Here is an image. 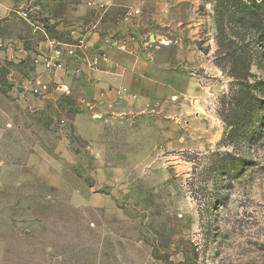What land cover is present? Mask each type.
Wrapping results in <instances>:
<instances>
[{
  "label": "rangeland",
  "instance_id": "obj_1",
  "mask_svg": "<svg viewBox=\"0 0 264 264\" xmlns=\"http://www.w3.org/2000/svg\"><path fill=\"white\" fill-rule=\"evenodd\" d=\"M14 1L27 46L33 24L74 44L83 28L66 27L92 14ZM141 9L171 93L115 115L101 155L76 132L74 94L34 93L31 60L0 48V264H264V0Z\"/></svg>",
  "mask_w": 264,
  "mask_h": 264
},
{
  "label": "crops",
  "instance_id": "obj_2",
  "mask_svg": "<svg viewBox=\"0 0 264 264\" xmlns=\"http://www.w3.org/2000/svg\"><path fill=\"white\" fill-rule=\"evenodd\" d=\"M89 2L93 5H89ZM143 4L144 0H87L82 5L92 12L88 21L81 22L80 26L69 25L66 29L83 28L81 33H74L76 41L85 40L92 48L105 49L107 60L101 62L99 72L92 73L82 53L77 58L65 55L62 59L65 70L51 72L34 63V59L52 55L58 44L67 43L52 38L40 26L33 24V33L30 29V46H27L26 38L21 37L20 27L29 21L19 16V8L14 0H0V42L9 47L1 52L15 62L30 59L33 69L25 71L24 84L31 87L29 80L32 83L34 81V85L44 88L46 97H51L50 91L54 84H58L59 88L64 85L68 87L69 92L75 96L74 108L77 113L73 122L76 132L100 155L105 150L106 128L115 115L144 114L151 101L160 99L164 105L168 102L166 96L171 93L169 85L162 80V67L157 61L158 50L161 48V44H157L159 35L151 32L149 24L143 20ZM135 9L140 11L135 25L126 24L123 21L125 14ZM129 36L132 37L134 55L110 49L105 43L110 37ZM124 88L127 92L119 95L117 91ZM82 90L84 95L79 93ZM80 119L84 123L86 119L89 120L94 129H81ZM104 201H101L103 207Z\"/></svg>",
  "mask_w": 264,
  "mask_h": 264
},
{
  "label": "built area",
  "instance_id": "obj_3",
  "mask_svg": "<svg viewBox=\"0 0 264 264\" xmlns=\"http://www.w3.org/2000/svg\"><path fill=\"white\" fill-rule=\"evenodd\" d=\"M89 5H93L92 2H89ZM19 16L24 19L25 21L31 20V15L28 10H21L18 12ZM140 11L130 10L128 11L123 21L126 24L129 25H135V22L137 20V17H139ZM132 37H126V38H117V37H110L105 40V43L108 45L110 49H116L122 53H127L130 55L135 54V50L131 45ZM164 44V42H163ZM6 47L8 49L9 47L6 46L3 43H0V48ZM79 53H82V55L87 59V66L89 67L90 71L92 73H96L100 71L101 68V62L107 60V52L105 49L102 48H92L85 40H77L74 44H58L57 47L54 49V53L52 55H45L40 56L34 59V63L42 65L45 70L51 71V72H57V71H63L65 70V64L63 62V57L65 55L73 58L79 57ZM34 83V81H33ZM32 81H29V84L32 85L31 89L36 94H43L44 88L39 85H34ZM64 92H69V89L67 86H61L60 87ZM127 92V89H121L118 90L117 93L119 95Z\"/></svg>",
  "mask_w": 264,
  "mask_h": 264
}]
</instances>
